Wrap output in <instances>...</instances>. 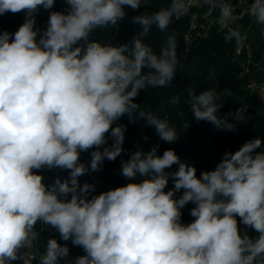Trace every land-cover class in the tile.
<instances>
[{
    "label": "clouds",
    "instance_id": "clouds-1",
    "mask_svg": "<svg viewBox=\"0 0 264 264\" xmlns=\"http://www.w3.org/2000/svg\"><path fill=\"white\" fill-rule=\"evenodd\" d=\"M69 6L49 14L47 28L36 27L35 13L55 0H0V15L26 13L15 33H0V264L22 259L40 233L37 223L71 239L86 255L74 264H264V140L244 142L225 152L216 168L197 176L193 164L182 161L174 149L158 154L132 151L121 161V175L139 183L93 195L95 186L81 185L79 177L98 172L104 161H115L126 150L127 126L145 120L160 140L179 138L167 117L139 111L134 99L146 88L172 84L180 65L174 37L159 55L144 43L156 27L165 31L173 18L185 15L192 0H171L151 15L131 17L140 26L131 44L102 45L89 41L95 28L116 26L127 10L138 11L149 0H64ZM210 10L219 7L217 23L229 27L236 20L231 4L202 0ZM264 34V0H252L246 10ZM39 35V40L37 36ZM229 40L246 39L239 26L229 27ZM230 92L209 87L188 89L187 103L196 121L234 131L236 124L218 115ZM172 103H179L174 97ZM234 120L243 122L237 111ZM115 125V126H114ZM109 140L112 142L109 144ZM90 152V164L81 162ZM259 150V151H258ZM173 165L177 170L167 171ZM62 169L66 180L46 186L38 170ZM172 189H167L169 179ZM182 194L177 197V193ZM195 205L194 220L182 223L186 205ZM239 218V221L238 219ZM243 224L256 233L241 232ZM69 248L49 238L39 264H73Z\"/></svg>",
    "mask_w": 264,
    "mask_h": 264
},
{
    "label": "trees",
    "instance_id": "trees-1",
    "mask_svg": "<svg viewBox=\"0 0 264 264\" xmlns=\"http://www.w3.org/2000/svg\"><path fill=\"white\" fill-rule=\"evenodd\" d=\"M170 2L171 0H149L148 5H142L138 11L128 8L126 9L127 16L125 19L118 21L116 26L110 25L93 29L89 34V41H97L102 45L131 44L133 37L140 31V26L133 24L131 17L143 12L151 15L160 8L167 7ZM67 8L68 5L64 0H55L53 8L48 10L41 6L34 14L36 27L42 32L47 28L50 12L63 11ZM25 19V12L15 14L8 12L0 15V33L3 31L15 33L25 22ZM185 28L186 26L181 19L173 18L165 31L161 32L153 26L146 36L140 37L144 43L153 48L157 55H159L161 47L166 45L167 40L174 37L178 44V55L180 57L184 55L186 59L183 79L177 70L176 77L171 85L164 88H146L134 99V102L139 104V111L151 113L158 118L167 117L170 125L176 128L179 139L175 143L169 144L160 140L154 127H146L144 119H140L135 123L128 122L131 131L135 134V143L142 145L140 150L143 149L144 152H148L152 147L159 145L158 154H162L166 149H174L182 161H187L196 167L197 176H199L205 170H214L225 152L234 153L244 142L255 137L264 140V97L258 98L256 93L251 92L244 86L243 78L239 76L240 66L233 57L234 40L225 39L221 33L213 28L207 38L195 42L187 49L181 36V32ZM37 40H39V35ZM213 86L216 87L218 92L231 93V95L222 96L217 103H223L218 115L227 118L230 123H235L236 130L234 131L217 129L212 123L204 120L196 121L193 117L190 105L187 103L188 89L192 88L198 94ZM174 97L179 98V103H172ZM244 104L252 105L254 107L253 112L243 122H237L234 120L235 110ZM131 144L132 139L127 135L125 143L122 145L126 151L113 163L115 167L119 168L125 153L133 150ZM92 150L94 149L81 153V155L85 154L84 157L87 162H90V152ZM177 168L178 165H173L167 171H175ZM59 170L42 169L38 170V173L44 177L43 183L46 186H51L57 178L62 181L69 178V174ZM146 178L148 177L137 178L136 176L133 180H129L125 177L109 174L104 176L102 180L87 176H80L78 179L79 181L86 180L84 183L94 185L95 191L92 194L98 195L101 192L124 186L130 182L139 183ZM172 188L173 184H169L166 190ZM182 191L176 194L177 197L182 194ZM193 207L195 205L189 203L181 209L182 223L189 224L194 220V217L190 215ZM237 219L239 221V218ZM239 227L242 233L247 231L252 236L256 235L252 229L246 228L243 224H240ZM68 247L73 264L76 257L86 255L82 247L72 244L71 239ZM21 251L23 255L30 259L25 249ZM39 258L30 259L31 264H39ZM11 264H24V262L22 259H18L12 261Z\"/></svg>",
    "mask_w": 264,
    "mask_h": 264
},
{
    "label": "built area",
    "instance_id": "built-area-1",
    "mask_svg": "<svg viewBox=\"0 0 264 264\" xmlns=\"http://www.w3.org/2000/svg\"><path fill=\"white\" fill-rule=\"evenodd\" d=\"M222 2H226L232 5L237 20L242 17L248 0H222ZM201 3L202 0H192V6L190 7L189 11L179 18L184 22L186 26L183 32H181V36L185 41L187 49L191 47L195 42L207 38L213 28L221 33L225 39H228L227 37L229 34V27H235L232 24V21L229 22V27H221L217 23L219 17V7H216L215 10H210V6H201ZM242 34L245 35L246 39H244L240 43H237L233 39L235 43L233 57L240 66L239 76L245 77L251 71L249 60L251 53L244 56L248 47V35L245 32H242ZM261 84L262 81L260 80H251L246 86V89L254 92L261 87ZM253 109L254 107L252 105L244 104L242 106H239L235 110V113L237 111H240L242 113H245V118H248L252 114ZM39 229L42 231L59 234L55 229L51 228L50 226H44L41 223L39 225ZM25 250L27 251L30 259H34L37 257L36 253L31 248H26Z\"/></svg>",
    "mask_w": 264,
    "mask_h": 264
},
{
    "label": "crops",
    "instance_id": "crops-1",
    "mask_svg": "<svg viewBox=\"0 0 264 264\" xmlns=\"http://www.w3.org/2000/svg\"><path fill=\"white\" fill-rule=\"evenodd\" d=\"M251 2L252 0H248V3L245 7L242 17L235 20L234 22L232 21V24L235 27L239 26L241 28V31L245 32L248 35V47L244 56L251 53V56L249 58L251 71L247 76L242 77L245 84L244 86L246 87L251 80L262 81L261 87L255 90L254 93L257 94L258 98H263L264 97V79H263L264 34H262V26L256 24L253 18L247 15L246 10L251 4ZM39 225L40 223L38 222L35 230L38 233H40V235L38 236L37 240L33 243L32 246V250L36 253L37 257H40L44 252L47 240L49 238H55L62 245L66 244L68 246L70 239L68 241H63L60 238L59 234H54L48 231H42L39 229ZM66 259L72 261L70 251H69V256ZM61 264H65V261H62Z\"/></svg>",
    "mask_w": 264,
    "mask_h": 264
},
{
    "label": "rangeland",
    "instance_id": "rangeland-1",
    "mask_svg": "<svg viewBox=\"0 0 264 264\" xmlns=\"http://www.w3.org/2000/svg\"><path fill=\"white\" fill-rule=\"evenodd\" d=\"M118 123H122V124H124V125L127 126V131H126V133H125V138H126L127 135H128V137H129L130 139H132V144H131V146H132L133 150L126 152L125 155H124V157L122 158V160H127V159L129 158V156H130V154H131L132 151H143V149L140 150V146H142V145H140L139 143H138V144L135 143V140H134V138H135V134L131 131V128H130V126H129V122H128V120L126 119V117H122L121 120L118 121ZM114 126H115V125H114ZM185 126H186V124H185ZM111 142H112V141L109 140V144H110ZM124 143H125V141H124ZM124 143H123V144H124ZM143 152H144V151H143ZM84 155H85L84 153H83L82 155H80V160H81V162L85 163L86 165L90 164V162H87V160H86V158L84 157ZM118 158H119V157H117V159H118ZM117 159H116V160H117ZM116 160H115V161H116ZM115 161H107V160H105L104 163H103V165L101 166V170H100V171H98V172H91V171H90L89 173H86V174H84V175H82V176H87V177H92V178L94 177V178H96V179L102 180V178H103L104 176H107V175H109V174H112L113 176H118V177H122V178H124V176L121 175V172H120L121 166H120L119 168H117V167H115V166L113 165V163H115ZM59 171H62V172H64V173L69 174V172H68L67 170H62V169H60ZM205 171H206V170H205ZM139 177H142V176L139 175V174H137V178H139ZM84 182H86V180H80V181H79L80 184H83ZM169 184H173V183H172V180H169ZM169 184H168V185H169ZM31 249H32V247H31Z\"/></svg>",
    "mask_w": 264,
    "mask_h": 264
},
{
    "label": "water",
    "instance_id": "water-1",
    "mask_svg": "<svg viewBox=\"0 0 264 264\" xmlns=\"http://www.w3.org/2000/svg\"><path fill=\"white\" fill-rule=\"evenodd\" d=\"M185 59H186V56H184V55H182L180 57V65H181V67L178 68V72H179V74H180V76H181L182 79L184 78V64H185Z\"/></svg>",
    "mask_w": 264,
    "mask_h": 264
}]
</instances>
